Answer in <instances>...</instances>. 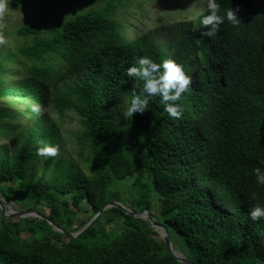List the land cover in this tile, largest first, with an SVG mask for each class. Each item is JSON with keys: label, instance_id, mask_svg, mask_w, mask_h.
<instances>
[{"label": "trees", "instance_id": "obj_1", "mask_svg": "<svg viewBox=\"0 0 264 264\" xmlns=\"http://www.w3.org/2000/svg\"><path fill=\"white\" fill-rule=\"evenodd\" d=\"M120 2L107 0L104 10L76 13L60 27L26 23L16 30L20 44L0 53V77L11 74L10 64L24 78L16 87L0 85V97L36 117L22 127L17 113L0 112L1 133L24 131L19 146L0 145V190L17 182L31 207L43 202L45 215L70 232L112 200L150 212L153 191L169 236L173 229L194 252L193 264H264V220L249 216L264 207V185L253 171L264 170V0H216L220 16L239 8L241 22L225 18L212 38L202 36L209 30L200 24L205 0H178L186 14L166 43L152 32L126 36L114 16ZM145 55L157 63L173 59L192 76L191 88L175 102L182 118H170L158 96L143 114L124 116L133 85L143 83L126 69ZM34 103L43 115L32 112ZM69 110L79 118V158L89 155L83 166L60 153L36 155L42 142L61 152L59 125ZM126 177L138 190L131 201L112 186ZM82 204L92 212L78 225ZM104 215L118 225L112 236L96 228ZM155 235L118 207L104 210L76 238L44 219L12 221L0 210V264H179Z\"/></svg>", "mask_w": 264, "mask_h": 264}, {"label": "rangeland", "instance_id": "obj_2", "mask_svg": "<svg viewBox=\"0 0 264 264\" xmlns=\"http://www.w3.org/2000/svg\"><path fill=\"white\" fill-rule=\"evenodd\" d=\"M106 2L107 0H7L6 12L3 19L0 20V32L6 37L7 43L0 46V53L5 49H12L13 45L20 44L22 39L16 35V30L26 23L39 22L42 28L60 27L63 20L72 17L76 13L88 10H104ZM120 3L115 10L114 16L123 23L126 36L135 37L146 32H152L162 43L172 40L179 19L186 14V10L180 8L178 0H121ZM199 5L202 6L198 2H190V6L199 7ZM188 10L191 9L188 8ZM6 68L11 71V74L0 77V85L16 87L24 81L23 75L16 73L17 69L14 65L9 64ZM22 110H24L23 104L15 103L9 96L0 97V112L13 111L17 113L18 117L15 116V121H21L22 127L34 125L36 117L31 116L29 113L21 115ZM78 119L72 110L67 111L62 117L59 125L62 141L60 154L63 157H71L77 160L83 166L85 164L84 158L89 155L85 151L82 158H79L80 145L75 139V134L80 130ZM23 132V130L8 134L0 132V145L12 150L21 144ZM131 181L130 178L126 177L124 180L115 181L116 183L113 182L112 184V186L115 184L114 188L119 191L122 201H131V199L138 196V190L131 185ZM9 188L12 191H7ZM3 189L5 192L0 190V201L8 213L33 208L29 200L24 196L23 188H20L17 182L5 184ZM155 195L153 191L150 192L151 206L149 213L152 214L151 216L156 221L162 223V217L158 213L159 202ZM38 207L36 209L42 213H49V208L43 202ZM82 208L75 216V224L79 225L80 220L85 219L92 212V209L86 204H82ZM105 216L96 225V228L98 231L100 228V232L102 229L112 236L117 232L118 225L115 222L108 223ZM141 216L145 215L142 214ZM1 217H3L2 213ZM6 218L12 221H18L23 218L40 219L33 216ZM28 234L26 230L20 233L21 237H25ZM155 238L158 241L162 240L158 231H156ZM170 244L173 250L193 263L194 252L184 245L182 239L173 229L170 230ZM179 264L185 263L179 262Z\"/></svg>", "mask_w": 264, "mask_h": 264}, {"label": "clouds", "instance_id": "obj_3", "mask_svg": "<svg viewBox=\"0 0 264 264\" xmlns=\"http://www.w3.org/2000/svg\"><path fill=\"white\" fill-rule=\"evenodd\" d=\"M207 14L202 17L200 24L209 30L202 33V36L214 37L220 30V26L225 22V18L232 25H239L240 19L237 16L239 8L228 9L225 16H220V4L216 0H205ZM7 9V0H0V20L3 19ZM7 43L6 37L0 32V46ZM125 74L136 81H142V85L135 83L131 92V99L124 112L126 118H131L134 114H143L147 109L149 98L158 96L165 104L164 111L170 118L178 120L183 116V108L175 102L188 92L193 83L192 76L185 73L183 66L173 59H164L157 63L149 56H140L136 64L126 69ZM36 115H43L44 108L39 103H34L31 108ZM58 145L41 143L37 147L36 155L40 157L55 158L59 155ZM256 183L264 185V170L260 167L254 168ZM255 198V196H254ZM252 221L264 220V207L259 205L253 207L249 213Z\"/></svg>", "mask_w": 264, "mask_h": 264}, {"label": "water", "instance_id": "obj_4", "mask_svg": "<svg viewBox=\"0 0 264 264\" xmlns=\"http://www.w3.org/2000/svg\"><path fill=\"white\" fill-rule=\"evenodd\" d=\"M110 207H118L121 208L126 214L140 220V221H144L146 222L150 227L153 228V230L157 231L153 224L156 223L157 225L160 226V231L159 234L162 237V241L165 245L166 250L168 251V253L178 262H183L185 264H193L190 261H188L184 256H178L175 254L174 250L171 248V244H170V236L168 233V229L166 224L164 223H159L158 221H156L151 214L148 212L147 209H143L141 211H134L132 209H130L129 207L125 206L124 204H122L120 201L117 200H112L110 202L105 203L100 210L88 221L86 222L79 230L74 231V232H70L67 231L65 229H63L60 225H58L57 223L51 221L44 213H42L40 210L36 209V208H28V209H23L21 211H15L12 213H8V211L5 210V208L3 207L1 201H0V210L1 213L3 215V217H14V216H18V217H26V216H33V217H37L40 219H44L47 221V223L51 226V228L55 231L61 232L63 234H66L72 238H76L79 237L82 233H84L90 226L93 225L95 219L106 209L110 208ZM146 212L150 215V219L145 220L143 218H140L138 216L139 213H143Z\"/></svg>", "mask_w": 264, "mask_h": 264}, {"label": "bare ground", "instance_id": "obj_5", "mask_svg": "<svg viewBox=\"0 0 264 264\" xmlns=\"http://www.w3.org/2000/svg\"><path fill=\"white\" fill-rule=\"evenodd\" d=\"M142 214H144L145 216H141ZM138 216L140 217V218H143V219H145V220H148V219H150V215L148 214V213H146V212H143V213H139L138 214ZM153 226H154V228L157 230V231H160V226L159 225H157L156 223H154L153 224ZM174 252H175V254L176 255H178L179 256V254H178V252L177 251H175L174 250ZM181 255V254H180Z\"/></svg>", "mask_w": 264, "mask_h": 264}]
</instances>
